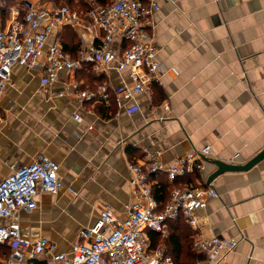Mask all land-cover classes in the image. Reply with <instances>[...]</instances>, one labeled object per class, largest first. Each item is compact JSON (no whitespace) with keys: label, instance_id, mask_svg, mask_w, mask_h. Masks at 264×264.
I'll return each mask as SVG.
<instances>
[{"label":"crops","instance_id":"obj_1","mask_svg":"<svg viewBox=\"0 0 264 264\" xmlns=\"http://www.w3.org/2000/svg\"><path fill=\"white\" fill-rule=\"evenodd\" d=\"M158 4L148 23L160 68L148 94L118 106L117 95L131 87V80L125 72L100 66L90 72L102 77L108 100L79 101L65 92L72 82L67 76L50 83L41 67H13L0 93V181L10 174V164L28 165L43 155L58 165L63 188L39 193L33 211H15L0 218V226L17 223L23 239H46L54 252L70 255L102 211L123 219L125 206L136 201L129 163L172 166L208 145L211 154L195 181L205 186L217 169L211 162L244 164L264 149V0ZM14 12L20 15L21 5L5 11L1 29ZM65 30L80 42L69 28L58 33L60 42ZM83 38L89 42L92 36ZM81 69L73 81L89 90ZM149 176L152 191L167 184L170 195L176 188L164 171ZM210 183L218 198H208L196 212L198 229L182 217L168 221L163 235L147 231L151 250L162 248L174 264L188 261L192 251L200 257L193 264H209L191 245L196 235L216 236L237 241L226 264H264V160Z\"/></svg>","mask_w":264,"mask_h":264},{"label":"built area","instance_id":"obj_2","mask_svg":"<svg viewBox=\"0 0 264 264\" xmlns=\"http://www.w3.org/2000/svg\"><path fill=\"white\" fill-rule=\"evenodd\" d=\"M172 0H85L89 7L76 11L65 4L39 5L23 1L21 14L14 12L6 29L0 28V93L8 84L15 66L28 69L41 67L45 80L53 83L61 75L72 79L65 92L79 101H104L108 87L98 85L94 91L79 89L74 74L84 65L95 70L100 66L117 73H127L131 87L117 95L119 106L124 99L148 94L157 82L160 68L157 50L152 42L148 17L159 9V2ZM69 28L78 34L80 48L75 58L64 52L58 33ZM84 35L92 36L91 41ZM116 39V46L114 45ZM78 120L79 116L74 115ZM0 114V124L2 123ZM210 146H202L178 158L172 166L156 162L148 167L128 164L130 184L136 201L125 206V216L118 218L112 211H102L75 242L70 255L56 253L46 239L26 240L20 236L17 223L0 226V245L7 247L1 264H31L45 259V264H174L162 248L151 250L147 231L165 234L168 221L182 217L193 230L199 227L198 210L206 207L208 198H218L211 183L203 186L173 188L169 200L160 209L150 186V173L164 171L168 181L176 177L200 173ZM150 158V157H149ZM151 160V159H150ZM10 174L0 181V218L6 219L18 210L31 212L36 208L39 193L55 194L63 188L58 178V165L46 156L37 157L28 165H9ZM237 241L213 236L196 235L192 250L209 264H226L225 258Z\"/></svg>","mask_w":264,"mask_h":264},{"label":"trees","instance_id":"obj_3","mask_svg":"<svg viewBox=\"0 0 264 264\" xmlns=\"http://www.w3.org/2000/svg\"><path fill=\"white\" fill-rule=\"evenodd\" d=\"M59 1H62L65 5H67L71 9H76V11L85 10L89 7L88 3L85 2V0H77V4L74 5V2L72 0H52L55 4H60ZM101 4H106L109 2V0H97ZM13 4V0H0V22H3V13L4 9L8 6H11ZM75 7V8H74ZM66 31V30H65ZM67 32V31H66ZM68 33V32H67ZM62 48L64 52H66L70 57L75 58L78 49L80 48V42L76 35H73L72 33H68L64 40L61 42ZM84 72L83 74L86 75V83L89 85H86L84 87H89V91H94V89L103 83L102 77L94 76L91 72V66L90 65H84ZM82 70V69H81ZM82 70V71H83ZM155 176V175H152ZM199 178V175L197 172H194L192 174H187L182 178H175L173 180V184L175 187L178 188H184L188 186H196L195 181ZM166 185L162 184L159 189H154L153 195L157 202L159 203V208L162 209L165 204L169 200V193L166 192ZM181 217H178L176 220H180ZM191 244H189L190 246ZM7 251L6 246L0 245V260L5 256ZM188 261L186 262H176L175 264H193L198 258V255L194 254L192 251H188Z\"/></svg>","mask_w":264,"mask_h":264},{"label":"water","instance_id":"obj_4","mask_svg":"<svg viewBox=\"0 0 264 264\" xmlns=\"http://www.w3.org/2000/svg\"><path fill=\"white\" fill-rule=\"evenodd\" d=\"M208 159L204 158V161L206 162ZM264 160V149L258 153L255 157H253L250 161L244 163V164H227L221 161H213L211 162L215 167L217 168L216 171L211 175V177L208 178L207 184H209L216 176L228 173V172H246L256 166L258 163Z\"/></svg>","mask_w":264,"mask_h":264},{"label":"rangeland","instance_id":"obj_5","mask_svg":"<svg viewBox=\"0 0 264 264\" xmlns=\"http://www.w3.org/2000/svg\"><path fill=\"white\" fill-rule=\"evenodd\" d=\"M23 1L25 0H13V4L11 6H8L4 9V14H3V18L5 17V11H9L10 9H12L13 7H17L18 5H23ZM26 1H31V2H34V3H38L39 5H43L45 4L46 2L50 1L51 4L53 5H60V4H64L62 1H59L60 4H55L54 2H52V0H26ZM74 2V5L77 4V0H72ZM75 8V7H74ZM71 9V8H70ZM77 8H75L74 10H76Z\"/></svg>","mask_w":264,"mask_h":264}]
</instances>
